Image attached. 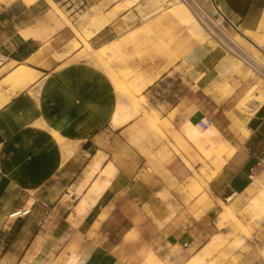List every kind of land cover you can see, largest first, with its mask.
Masks as SVG:
<instances>
[{
    "label": "crops",
    "instance_id": "1",
    "mask_svg": "<svg viewBox=\"0 0 264 264\" xmlns=\"http://www.w3.org/2000/svg\"><path fill=\"white\" fill-rule=\"evenodd\" d=\"M197 1L212 10L210 0ZM42 2L48 4L47 0H0V71L14 62L11 71L23 64L39 74L0 108V264H67L74 254L78 255L74 264H144L149 256L153 261L169 257L170 264H187L214 237L228 233L218 225L223 212L220 201L240 213L252 232L250 237L236 235L241 246L231 259H219V250L218 264H264V211L254 219L242 212L255 195L254 180L264 185V102L249 108L244 136L232 126L230 110L225 108L233 95H238L236 103L243 99L250 85L245 68L211 45H197L184 59L185 91L175 94L163 119L182 137L189 154L205 162L210 174L216 156L224 159L221 170L203 188V203L196 198L185 203L178 181L186 165L192 167L188 159L182 157L186 165L179 167L173 151L162 155L148 146L135 150L129 131H124L127 123L117 127L122 136L115 137L113 84L93 64L74 61L84 44L71 50L72 29L64 21L58 25ZM217 3L264 54V0ZM127 15L111 23L124 28ZM110 27L90 38L89 45L96 50L109 46ZM226 82L236 85L228 96L219 89ZM176 109L196 130L190 138L171 122ZM203 116L213 118V126L204 132L194 124ZM101 157H105L101 171L85 189L86 193L94 184L107 182L93 196L94 203L79 215L76 207L89 194L70 211L60 202L45 208L70 184L80 185ZM17 211L29 212L12 216ZM177 247L183 250L180 258L171 253ZM215 256L210 259L213 264Z\"/></svg>",
    "mask_w": 264,
    "mask_h": 264
},
{
    "label": "rangeland",
    "instance_id": "2",
    "mask_svg": "<svg viewBox=\"0 0 264 264\" xmlns=\"http://www.w3.org/2000/svg\"><path fill=\"white\" fill-rule=\"evenodd\" d=\"M50 1L54 4L50 3L49 0H47L48 4L46 5H44V3L42 2V4L46 8H48V15L51 18L57 19L58 25H61L62 21H64L73 31V36L75 38L73 39L70 46L72 50V47L75 43L74 41H77L80 44L79 47L83 45L85 29L88 27L87 23L92 17V14L100 15L106 13L116 6V2L118 0ZM189 2L193 4L191 1ZM196 2L198 1L196 0ZM156 8V0H141L140 4L134 6L133 8L119 12L117 16L128 12V15L125 18L126 24L128 26L126 25L124 28H122L121 26H118L119 24L111 23L110 28H112L113 32L110 33L109 28L107 29L108 31H106V34H108V41L106 44H109V46H106V48L104 49H101V47L96 50L95 53L91 54L84 45L78 57H76V60L74 61L85 60L86 62L93 64L95 67L101 70L105 75H107V77L113 84L115 95L119 97L117 99L120 100V102H118L117 100V104H127L128 112L130 111L128 113L129 121L124 128V131H129V134L127 136L128 139L133 143L131 145L132 148H134L135 150H143L145 149V146H148L150 149L159 150L162 155L164 153H168L171 155L170 151H173L180 159L179 161L181 163H179V167L184 164L182 157L188 159L192 167H188L186 164H184L186 165L187 171L184 172L179 178L178 192L179 195H183V201L185 203H187L190 199L196 198V200L201 204L204 201L203 188L207 187L206 183L210 180V171L205 165L204 161L189 154V150L186 148L182 137L174 130L173 126L167 120L163 119L168 103L172 101L174 102V100L176 99L175 94H178V96H180L185 91L186 84L184 82V79H182L181 77L184 76L183 74L185 73L184 71L186 69L184 62L186 55L197 45L201 44H193V40L189 41L188 31L185 28H178L175 20H172L170 18L169 12L167 10H163L162 12L160 11L159 13H154ZM57 9H59L61 13L58 12ZM212 10L206 11L210 13L212 12ZM167 19L170 21L168 22ZM216 22H219V20H217ZM222 23L219 22L221 26ZM223 25L226 28V32L234 37L235 41L240 43L246 49H249L251 54L259 58H263V54L254 51V49H252V46L245 40H243L240 36H238L230 27L227 26L226 23ZM119 44V50H115L116 47L114 46ZM203 44L211 45L213 48H219L226 51L230 55L231 59L234 60L233 62L236 65L240 64V67L245 68V72L247 73V76L250 80V85L246 90L243 91V99L256 84L259 86V90L254 91L253 96L260 93L264 95V80L262 79V77L255 73L249 65L245 64L242 61H239V59L234 54L233 57V55H231L232 53L229 50L225 49L220 41H218V37H205V41ZM121 48L122 50H120ZM109 49H111V51ZM13 65H15V63L11 62L9 66L1 70L0 78L11 72L10 68H12ZM106 66L113 68V71L117 73L118 80L120 79L118 82L114 81V79L110 76L106 69ZM156 77L158 78V80L154 82V78ZM149 82H151L150 85H148ZM117 84H119V86ZM119 87H122L121 90L125 91H119ZM133 87L135 89H133ZM235 87L236 85H228V83L226 82L223 86H220L219 89L221 93H223V95L228 96L229 94L233 93ZM127 88L128 91L126 90ZM115 89H117L118 91ZM173 91H176V93H174ZM129 92L135 94V97H138L136 98V100L139 99V106L142 108V110L144 109L143 112L138 110L139 106L135 107L134 104H130L131 100L129 99V101L127 99V95H129ZM230 99L231 100L229 104L225 106V108L232 112H238L239 117L243 121V123L246 122L248 117L252 113L250 109L243 108L241 109V112H239L236 108L240 105V102L236 103L238 100V95H233ZM150 114L154 115L155 117L152 116V118ZM145 117L148 120L145 119ZM149 118L151 120H149ZM170 118L171 122L176 124L175 126L178 132L183 133L184 131H186L188 135L187 137L189 138L196 133L195 128H193L191 123L188 122L186 115L179 110H174ZM152 126L156 127L153 128ZM232 126L235 127L233 124ZM117 127L118 126H114L115 137L122 136L121 130H116ZM202 131L204 132V130ZM241 132L243 136L246 134V131ZM56 138L59 142L62 141V138L60 136H56ZM205 153L209 154L208 151ZM94 175H90L89 171H86L85 178L83 182L80 183V185H78L77 187H73V184H70L67 189L59 195L58 198L50 199L49 204H47L45 208H55L57 203L60 202L64 204V208L67 211H70L74 209L75 204H77L79 200L81 201L82 199H85L89 194V197L85 200H82L80 205L76 207V212L78 213V215L84 212L86 207L94 203V197L91 191V188L93 186L90 188V191H87L85 193V189L89 185V180ZM195 175L198 177H196ZM102 191L103 188H99V193H101ZM78 193H80L81 195L78 196ZM260 207H262V209H259ZM261 211H264V195L260 196V198L258 199V205L256 207L253 208L249 202L247 208L243 209L242 212L247 213L252 219H254L261 217V215L258 214V212ZM234 220L239 221L241 227H237ZM218 225L220 226L219 228L225 227L228 233L226 235H219V238L217 237L218 243L215 244L213 246V250L205 256L206 258L203 264H213V262H210V259L215 255L216 256L214 264H218L217 254L219 250H221L219 259L223 261L231 259L233 252L239 249L241 246L239 243V237L236 235L240 233L241 235L244 234L245 236L250 237V234L252 232V227L249 225V223L244 222L240 218V213L237 214L233 212L232 217L221 214ZM232 238L233 241L231 242ZM171 253L176 254L178 258L183 256V250L179 247L173 249ZM190 253L193 254V251H190ZM200 253L202 254V252ZM262 255L264 256L263 252ZM152 257L153 256H149L146 259ZM192 257L190 260H192ZM148 263L170 264V260L169 257H165V259L163 260H149ZM71 264H73V262Z\"/></svg>",
    "mask_w": 264,
    "mask_h": 264
},
{
    "label": "bare ground",
    "instance_id": "3",
    "mask_svg": "<svg viewBox=\"0 0 264 264\" xmlns=\"http://www.w3.org/2000/svg\"><path fill=\"white\" fill-rule=\"evenodd\" d=\"M189 1L192 2L193 0H156V2H157V8L155 9V12L154 13H156V12L159 13L160 11L162 12L163 10L164 11L167 10L169 12L170 18L172 20H175V22L177 24V27L178 28H185L188 31V33H189L188 39H189V41L190 40H193L192 41L193 44H203L204 41H205V37L206 38L207 37H213V38L218 37V41H220V43L222 44V46L223 47H225V46L228 47V48L225 47V49L229 50L231 53L233 52V53H235V54H237V55L245 58L246 60H248V62H250L251 65L254 66L257 69V71H259L260 74L264 77V54L262 55L263 58H259V57L255 56V55L251 54L250 51H249V49H246L240 43H239L240 45H238L237 44L238 42L235 41L234 38H232V40L235 41V42L229 41L230 38L229 39L225 38L223 36V34H222V29H219V28H222V26L219 23L218 24H214L213 22L211 23L210 21H209V23H203V22H201L198 19V17L196 16L194 10L191 8V3ZM49 2L52 3L50 0H49ZM140 2H141V0H118L116 2V6L113 9L109 10L108 12H106L104 14H100V15H94V14H92V17L90 18L89 22L87 23L88 27L85 29V37L83 38V44L85 45V47L89 50V52L91 54L95 53L96 52V49L92 48L89 45L88 40L90 38L94 37L95 35H97L102 30H104L109 24H111V22L117 17V14L119 12H122V11H125L127 9L133 8L134 6L140 4ZM52 4H54V3H52ZM57 10H58V12H60L59 9H57ZM220 10H221L220 13L217 12V14L221 17L220 18V22H221V19L224 18V19L228 20L231 24H234L233 21H231L230 19H228V17L226 16L225 12L223 11V9L221 7H220ZM167 21L169 22L170 20L167 19ZM217 30L220 31V33L217 32ZM211 35H213V36H211ZM240 37L243 40H245L247 43H249L252 46V49H254V51H257V52L260 53V51L256 47L255 43L253 41H251V39H249L245 34L242 33L240 35ZM131 40H132V38H131ZM74 42L75 43L73 45V49H76L80 44L77 41H74ZM117 43H118V41H117ZM119 46H120V44L114 46V47H116V49L115 48L114 49L115 50H119ZM104 48H106V46L103 45V47L101 49H104ZM124 49H125V47H124ZM109 50L111 51V49H109ZM120 50H122V48ZM233 53L231 55H233ZM261 53H262V51H261ZM233 57H234V55H233ZM94 58H95V56H94ZM233 61L234 60H232V62ZM239 61H241V60L239 59ZM106 69H107L108 73L110 74V76L114 79V81L118 82L120 80V79L118 80L117 73L115 71H113V68H111L109 66H106ZM234 70H235V68H234ZM227 71H230V70H227ZM38 76H39V74H38V72L36 70H34V69H32V68H30V67H28L26 65H23V64L17 66L15 69H13L2 80V82L0 83V108L3 107L6 103H8L10 101V99L12 98V96H14L17 92L24 90L32 82H34L35 80H37ZM140 77H141V75H140ZM146 77H148V76H146ZM153 77H154V75H153ZM116 82H115V84H116ZM150 84H151V82H149L148 85H150ZM117 85L119 86V84H117ZM3 86H7V90L6 91H3V89H2ZM134 87H133V89H135ZM119 88H120L119 89V91H120L122 87H119ZM129 88H130V86H129ZM115 90H117V89H115ZM126 90L128 91V88ZM257 90H259V86L256 84L249 91V93L247 94V96L243 100L240 101V105L238 107H236L237 108V111L241 112V109H243V108H250L252 105L253 106L256 105L255 102H257V101H258V103L264 102V95H262L261 93L260 94H256L255 96H253V92L254 91H257ZM121 91H125V90H121ZM129 91H130V89H129ZM127 96H128L127 99L128 100L129 99L131 100L130 104H134L135 107L136 106H139V102L140 101L138 102L139 99L136 100V98H138V97H135V94H132V93L129 92V95H127ZM116 98H119V97L116 96ZM117 100H118V102H120L119 99H117ZM117 100H116V102H117ZM253 101H255V102H253ZM116 105H117V109H116V111L114 113L112 122H113V125L114 126H121V125H123V124H125V123H127L129 121L128 113L130 111L128 112L127 104L126 103L125 104L122 103L121 105L120 104H116ZM185 105H186V102H185ZM257 107H258V105H257ZM84 110H86V109H84ZM138 110L139 111H142V112L144 111V109L142 110V108L140 106L138 107ZM242 112H244V111H242ZM145 113H146V111H145ZM66 114H68V113H66ZM150 116L152 117L154 115L150 114ZM200 116H201V114H200ZM227 117L232 122V124L234 126H236L237 128L240 129V131H247V126L240 119L238 112H236V111L235 112L229 111L228 114H227ZM145 119H147V118L145 117ZM154 119H156V118H154ZM149 120H151V119L149 118ZM194 124L196 125V127H198L199 129H201L198 123H194ZM154 127H156V126H154ZM56 136L59 137L58 135H56ZM96 159H98V158H96ZM96 159H95V161H96ZM104 159H105V157L104 158L101 157L99 160H97L94 163V165L92 164L93 166L90 168V170H88L89 173H90V175H94V174H96V173H98V172L101 171V163L103 162ZM223 164H224V159H222L220 156H216V159L214 161V172L212 174H210V179L221 170ZM196 175H198V174H196ZM196 177H198V176H196ZM105 178H107V177H105ZM107 180L105 179V181H107ZM102 183H104V182H102ZM105 184H107V182H105L102 186H100L98 184L93 185V187L91 188L92 195L93 196L94 195H97L99 193V188H101V187L104 190ZM252 185H253V191L255 190L254 191L255 192V195L251 198V200H252L251 206L254 208V207H256L258 205V199L260 198V196L264 195V189H263L264 188V185H259L257 180H254V182H253ZM80 195L81 194L78 193V196H80ZM228 200H229V198L226 201H228ZM220 204H221V206L223 208L222 215H228V216H231L232 217L233 216V211H232L231 207L227 203H224L222 201H220ZM259 209H262V207H260ZM28 212H25V211H17V212H14L12 214V216H16V215H20V214L25 215ZM234 222L236 223L237 227H241L239 221L234 220ZM217 237L219 238V235H217L216 237H214V239L209 243L208 246H206L205 249L203 248L204 251L202 250V254L201 253H197L196 255H194L192 257V260H190V261L187 262V264H203L204 263V260L206 258L205 256L208 255L213 250V246L218 243V238ZM76 242H75V244H76ZM262 252L264 253V249H262ZM74 255L76 256V254H74ZM77 256H76V258H77ZM73 258H71L67 262V264H71L73 262ZM149 260H146L144 264H149L148 263ZM73 264H74V262H73Z\"/></svg>",
    "mask_w": 264,
    "mask_h": 264
},
{
    "label": "built area",
    "instance_id": "4",
    "mask_svg": "<svg viewBox=\"0 0 264 264\" xmlns=\"http://www.w3.org/2000/svg\"><path fill=\"white\" fill-rule=\"evenodd\" d=\"M193 4H191V8L194 10L196 16L198 17V19L203 22V23H209V21L214 24H218L220 22V16L217 14V12H221L220 10V6L218 5L217 3V0H210L211 4H212V12L208 13L206 10H204V8L201 7V5L196 2V0H193L192 1ZM217 20H219V22H216ZM223 22V23H222ZM222 23V28H219V29H222V34L225 38L229 39V41H233L231 35H229L227 32H226V28L223 24H227L228 27H230L238 36H240L242 34V32L240 31V29H238V27L235 25V24H231L228 20L222 18L221 19V22ZM217 32L220 33V31L217 30ZM244 38V37H243ZM228 41V40H227ZM235 42V41H233ZM238 45H240L239 43H237ZM226 48H228L227 46H225ZM233 53V52H232ZM238 59H240L242 62H244L245 64L249 65L251 67V69L257 73L258 75H260L262 77V79L264 80V77L260 74L259 71H257V69L251 65L250 62H248V60H246L245 58L233 53ZM200 128L202 130H207L209 129L211 126H213V119L209 116H205L203 117L202 119L199 120L198 122ZM252 178V177H251Z\"/></svg>",
    "mask_w": 264,
    "mask_h": 264
}]
</instances>
